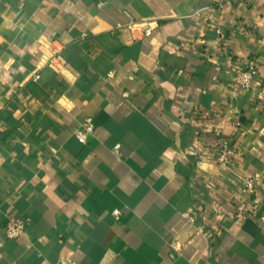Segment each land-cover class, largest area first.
<instances>
[{
  "label": "crops",
  "instance_id": "obj_1",
  "mask_svg": "<svg viewBox=\"0 0 264 264\" xmlns=\"http://www.w3.org/2000/svg\"><path fill=\"white\" fill-rule=\"evenodd\" d=\"M224 1L0 0V264H264V202L233 221L237 175L264 182V0ZM216 129L244 148L236 169L216 162ZM14 216L27 228L10 239Z\"/></svg>",
  "mask_w": 264,
  "mask_h": 264
},
{
  "label": "built area",
  "instance_id": "obj_2",
  "mask_svg": "<svg viewBox=\"0 0 264 264\" xmlns=\"http://www.w3.org/2000/svg\"><path fill=\"white\" fill-rule=\"evenodd\" d=\"M103 2H99L98 5H101ZM223 3V4H222ZM232 4V0H225L220 3V6L224 4ZM219 6V7H220ZM125 14L128 16V28L133 32L139 30V22H137L134 17L128 12L125 11ZM152 27L145 28L141 34L142 37H147L152 34ZM215 32L219 37L225 36V31L220 27H214ZM87 33H83L82 37L85 38ZM260 48H264V34L260 37L258 41ZM47 49V48H46ZM46 57L44 58V63L42 65H49L52 67H58V61H60V50L56 48H48L46 50ZM234 63L233 57L230 55L226 59L227 66H232ZM217 69H220V66H217ZM258 73V60L252 58L243 67H237L235 69L234 75L232 77L231 83V93L232 97H236L242 90L252 88L255 82V78ZM33 78L35 80L40 78L38 72L34 73ZM256 98L260 103H264V76L262 81L256 87ZM232 117V116H231ZM232 121L238 132L241 135L246 134L244 129L243 121L241 117L236 114L232 117ZM95 121L93 117L89 116L85 118L80 128L76 130V137L82 143H86L89 139V136L93 134L95 129ZM213 134L216 137V157L215 160L222 168L236 169L238 160L244 154V148L234 136H225L220 130H213ZM119 148V145L116 146ZM238 179L242 185V193L244 194V199L238 203L233 212V221L236 223H243L250 217L257 214L264 202V182H262V172L258 171L252 175H237ZM214 211L218 212L217 208H212ZM209 210V209H208ZM207 209L203 208V213ZM115 214L118 216L119 212L115 211ZM186 216L191 220H196V213L187 212ZM28 220L21 216H14L9 218L6 222L5 233L6 237L13 239L18 238L23 235L27 228Z\"/></svg>",
  "mask_w": 264,
  "mask_h": 264
}]
</instances>
